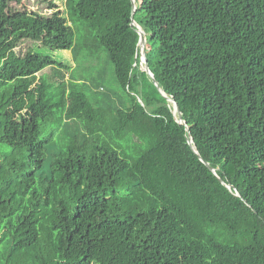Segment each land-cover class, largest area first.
I'll return each instance as SVG.
<instances>
[{"label":"trees","instance_id":"obj_1","mask_svg":"<svg viewBox=\"0 0 264 264\" xmlns=\"http://www.w3.org/2000/svg\"><path fill=\"white\" fill-rule=\"evenodd\" d=\"M43 1L0 0V264H264V0H76L126 109L17 51L72 47Z\"/></svg>","mask_w":264,"mask_h":264},{"label":"rangeland","instance_id":"obj_2","mask_svg":"<svg viewBox=\"0 0 264 264\" xmlns=\"http://www.w3.org/2000/svg\"><path fill=\"white\" fill-rule=\"evenodd\" d=\"M53 1L73 29L72 47L69 49L49 48L39 45L37 42L25 40L19 45L17 51L23 54L32 48V51L50 56L56 62L53 66H46L37 74L46 82L56 84L58 76L55 71L62 69L65 77L70 79L68 82H75L76 88L86 93L89 99L96 104H102L103 99L109 96L111 105H119L126 109L130 104L129 93L117 82L108 51L104 46L98 44L96 32L73 12V3L76 0ZM19 7L43 14H49L52 11L48 8V3L43 0H22ZM137 100L140 102L139 98ZM61 142H63V138L56 135L48 149L52 151L59 147Z\"/></svg>","mask_w":264,"mask_h":264},{"label":"water","instance_id":"obj_3","mask_svg":"<svg viewBox=\"0 0 264 264\" xmlns=\"http://www.w3.org/2000/svg\"><path fill=\"white\" fill-rule=\"evenodd\" d=\"M133 1V8H132V14L133 12L135 11V4H134V0ZM132 24L136 26V29H137V32L139 34V42H138V45H139V58H140V67L142 70H144L147 75L152 79L154 85L158 88V90L160 91V93L165 97L167 98L168 100L172 101V104H173V112L177 115V119H178V122L182 123V116H181V112H180V109H179V106H178V103L172 99L171 97H169L167 94H165L161 88L159 87L156 79L154 78V75L153 73L151 72L150 68H149V65H148V61H147V58H146V55H145V43H146V38H145V35H144V31L143 29L135 23V21L133 20V16H132ZM188 143L190 144L191 148L194 150V152L199 156V158L215 173V169L212 168L200 155L199 153L197 152V150L195 149L194 145L192 144V137L189 136L188 137ZM227 187H231L230 184H227ZM238 195V194H237Z\"/></svg>","mask_w":264,"mask_h":264}]
</instances>
